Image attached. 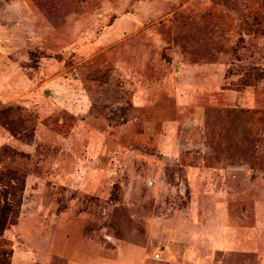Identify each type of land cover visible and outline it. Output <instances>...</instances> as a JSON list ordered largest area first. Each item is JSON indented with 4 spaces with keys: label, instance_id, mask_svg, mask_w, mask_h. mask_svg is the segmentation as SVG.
Listing matches in <instances>:
<instances>
[{
    "label": "rangeland",
    "instance_id": "1",
    "mask_svg": "<svg viewBox=\"0 0 264 264\" xmlns=\"http://www.w3.org/2000/svg\"><path fill=\"white\" fill-rule=\"evenodd\" d=\"M1 264H264V0H0Z\"/></svg>",
    "mask_w": 264,
    "mask_h": 264
},
{
    "label": "trees",
    "instance_id": "2",
    "mask_svg": "<svg viewBox=\"0 0 264 264\" xmlns=\"http://www.w3.org/2000/svg\"><path fill=\"white\" fill-rule=\"evenodd\" d=\"M2 114L4 112L0 113V124L5 127L7 126L13 135H19L21 132L16 130L14 126L10 128V124L3 120ZM5 155H8V157L25 158L23 153L15 152L8 148L0 150V158ZM0 164L3 163L0 161ZM25 179L26 173L24 171L2 165L0 171V236L17 221L22 205Z\"/></svg>",
    "mask_w": 264,
    "mask_h": 264
}]
</instances>
